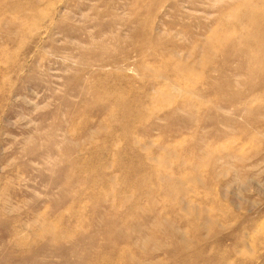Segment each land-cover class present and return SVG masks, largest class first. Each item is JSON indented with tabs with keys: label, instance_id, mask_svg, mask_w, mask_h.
<instances>
[{
	"label": "rangeland",
	"instance_id": "obj_1",
	"mask_svg": "<svg viewBox=\"0 0 264 264\" xmlns=\"http://www.w3.org/2000/svg\"><path fill=\"white\" fill-rule=\"evenodd\" d=\"M0 264H264V0H0Z\"/></svg>",
	"mask_w": 264,
	"mask_h": 264
}]
</instances>
